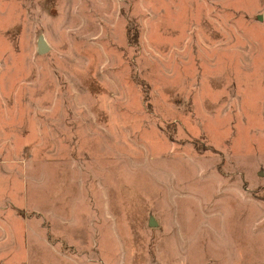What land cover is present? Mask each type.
Listing matches in <instances>:
<instances>
[{
    "label": "rangeland",
    "instance_id": "1",
    "mask_svg": "<svg viewBox=\"0 0 264 264\" xmlns=\"http://www.w3.org/2000/svg\"><path fill=\"white\" fill-rule=\"evenodd\" d=\"M0 264H264V0H0Z\"/></svg>",
    "mask_w": 264,
    "mask_h": 264
},
{
    "label": "water",
    "instance_id": "2",
    "mask_svg": "<svg viewBox=\"0 0 264 264\" xmlns=\"http://www.w3.org/2000/svg\"><path fill=\"white\" fill-rule=\"evenodd\" d=\"M37 49L39 51V53H45L48 50V45L47 42L43 39V38H39L37 41ZM150 227H154L155 224L153 222V219L149 220V224Z\"/></svg>",
    "mask_w": 264,
    "mask_h": 264
}]
</instances>
